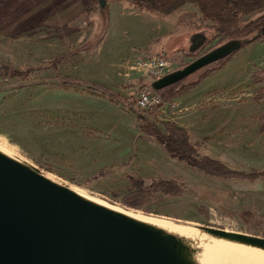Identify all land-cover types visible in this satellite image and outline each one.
Returning <instances> with one entry per match:
<instances>
[{
    "label": "rangeland",
    "instance_id": "rangeland-1",
    "mask_svg": "<svg viewBox=\"0 0 264 264\" xmlns=\"http://www.w3.org/2000/svg\"><path fill=\"white\" fill-rule=\"evenodd\" d=\"M63 1L21 0L18 4V0H0V59L3 63L18 70L36 68L55 57L74 52L97 37L101 29L100 5L78 0L69 7L52 11ZM110 4L117 7L116 10L122 7L132 14L143 12L118 0ZM188 8L197 12L193 5ZM259 15L254 13L245 19L251 21ZM85 19L91 21V26L78 30L76 26L83 27ZM178 36L177 47L189 49L190 40L181 38V33ZM201 38L205 40L203 35L193 37L195 41ZM226 42H214L201 55ZM153 50L160 52L161 45ZM176 53L179 56L171 60L175 62V70L196 59L182 58ZM84 54L81 52L64 60L58 66L60 74L69 76ZM75 89H65L51 70L35 71L29 80H22L6 76L0 68V146L80 191L120 206H125L123 198L132 188L131 177L142 179L146 185L157 179H183L187 190L185 197L158 195L145 210H134L155 221L198 224L264 237V179L251 182L209 178L171 158L156 144L158 151L153 162L130 164L136 157L135 152L128 163L106 167L95 175L77 169L75 153L67 151L69 148L62 147L56 139L59 127H64L67 121H60L54 114L55 107L84 106L83 96L89 92L82 87L79 91ZM263 92L264 83H253L246 88L217 93L206 101L203 125L190 131L193 139L202 143L204 155L242 172L264 168V134L260 133L259 120L264 112V101L255 99ZM131 99L130 102L128 98L135 110L127 104L128 108L138 117V93ZM172 112L173 108H164L146 115L169 122L179 117V113ZM160 127L164 129L161 124ZM110 171L111 175L100 177L102 172ZM242 211L250 213V222L241 217Z\"/></svg>",
    "mask_w": 264,
    "mask_h": 264
},
{
    "label": "water",
    "instance_id": "water-1",
    "mask_svg": "<svg viewBox=\"0 0 264 264\" xmlns=\"http://www.w3.org/2000/svg\"><path fill=\"white\" fill-rule=\"evenodd\" d=\"M101 4L104 7L106 1ZM204 41H195V49ZM240 47L239 40L227 41L185 67L152 80L151 87L157 92L179 83ZM88 196L0 150V264H212L221 257H264V237L173 222L238 247L212 248L128 214L150 219L134 209L111 203L106 206Z\"/></svg>",
    "mask_w": 264,
    "mask_h": 264
},
{
    "label": "crops",
    "instance_id": "crops-1",
    "mask_svg": "<svg viewBox=\"0 0 264 264\" xmlns=\"http://www.w3.org/2000/svg\"><path fill=\"white\" fill-rule=\"evenodd\" d=\"M188 7L191 5L164 17L144 10L132 14L122 7L116 10L110 4V22L104 39L93 51L84 52L69 76L104 84L131 102L141 86L151 81L153 59L173 60L179 56L176 52L181 50L177 47L180 37L174 31L183 14L196 12ZM247 16H241V21ZM249 21L245 19L243 23ZM192 37H189L191 46L195 45ZM156 45H161L160 52L153 50ZM261 68H264V40L239 51L224 69L175 100L179 117L170 122L189 131L202 126L206 101L229 89L252 86L253 75ZM83 97L84 106L70 104L54 108L60 121H67L64 127H59L56 139L62 147L69 148L67 151L75 153L77 169L95 175L106 167L128 163L135 152L136 157L130 164L140 165L156 159V145L142 138L138 117L127 104L91 93Z\"/></svg>",
    "mask_w": 264,
    "mask_h": 264
},
{
    "label": "trees",
    "instance_id": "trees-1",
    "mask_svg": "<svg viewBox=\"0 0 264 264\" xmlns=\"http://www.w3.org/2000/svg\"><path fill=\"white\" fill-rule=\"evenodd\" d=\"M21 0H18V4ZM78 0H64L59 3L52 11H57L64 7L71 6ZM92 5H100L101 29L95 39L86 42L78 47L74 52H69L61 56L55 57L47 64L28 68L27 70H18L10 65L3 63L0 59V68L6 76L29 80L30 75L35 71L51 70L55 73V77L62 82L65 89L75 87L84 88L83 91L104 98H109L112 102L128 104L130 108L135 110L128 98L115 92L108 86L93 82L87 79L75 78L71 76H62L58 66L62 62L73 55L81 52L89 53L93 51L104 39L110 22V3L117 0H105L106 5L102 7L101 0H85ZM127 3L131 7L140 8L141 10L160 15L170 16L187 5H193L197 8V12H188L183 14L177 21V28L174 34H183L181 38L189 39L191 35H203L205 41L200 47L195 49L194 45L189 49L180 48V57L198 58L202 52L216 41L239 40L241 42L240 50L234 52L224 60L207 67L189 78L165 87L156 93L160 95L164 103H171L189 93L198 87L207 77L224 69L231 59L241 50L252 45L255 42L264 40V0H118ZM15 8L17 6H14ZM28 7H26L27 9ZM20 9V7L18 8ZM53 13V12H52ZM260 13L255 19L243 23L241 16ZM77 24V23H76ZM78 24H80L78 22ZM84 26H76L78 30L91 26V21L84 20ZM192 37V38H193ZM187 64L182 65V67ZM156 78L152 77V80ZM151 81L143 84L141 91H153ZM253 83L260 85L264 83V68L259 69L253 75ZM69 87V88H66ZM256 100L264 101V92L255 97ZM138 122L141 134L144 139L149 142L161 146L164 151L173 159L178 160L194 171L214 179L220 180H242V181H258L264 179V168L254 170L252 172H242L234 170L222 161L211 156L203 154V145L200 141L194 140L189 130L178 126L172 122H160L155 115H146L138 112ZM261 121L260 133L264 134V112L259 115ZM164 127L165 131L160 127ZM135 156V155H134ZM132 156L131 160H133ZM130 160V161H131ZM112 172H102L100 177L111 175ZM132 188L123 198L122 203L133 209L145 210L151 200L163 195L168 198H183L187 195L186 183L183 179H157L146 185L142 179L130 178ZM241 217L250 222V213L242 211Z\"/></svg>",
    "mask_w": 264,
    "mask_h": 264
},
{
    "label": "bare ground",
    "instance_id": "bare-ground-1",
    "mask_svg": "<svg viewBox=\"0 0 264 264\" xmlns=\"http://www.w3.org/2000/svg\"><path fill=\"white\" fill-rule=\"evenodd\" d=\"M0 150L3 151L4 153L8 154V155L10 153L7 151V149H5L4 147H1V146H0ZM88 197H90V196H88ZM90 198H92L93 200H95L101 204L109 206L108 203H106L105 201H103L101 199H98L95 197H90ZM113 208L120 210V211H124L121 208L116 207V206H114ZM128 214H130L136 218H139V219L157 224V225L162 226L164 228L170 229L172 231H175V232L190 236L192 238L198 239L202 242L207 243L212 248H225L227 250H233V249L235 250L238 248L237 246H233L231 244L216 240V239H214V238H212L206 234H203L202 232H200L199 230H197L194 227L183 226V225H179V224L173 223V222L154 221L151 219L143 218V217L139 216L138 214L130 213V212H128ZM212 264H264V257L257 259V260H244V259H242L240 257H236V256H234L232 258L221 257V258L217 259L216 261H214Z\"/></svg>",
    "mask_w": 264,
    "mask_h": 264
},
{
    "label": "built area",
    "instance_id": "built-area-1",
    "mask_svg": "<svg viewBox=\"0 0 264 264\" xmlns=\"http://www.w3.org/2000/svg\"><path fill=\"white\" fill-rule=\"evenodd\" d=\"M175 62L169 60L168 58L161 57V58H155L151 62V78H160L163 77L173 71H175ZM136 107L137 109L144 113L148 114L152 110L159 109L162 111L164 108L169 110L170 108H173L174 114H178L180 111L174 104V102L171 103H164L160 97L159 94H157L155 91H141L138 92V99L136 101Z\"/></svg>",
    "mask_w": 264,
    "mask_h": 264
}]
</instances>
